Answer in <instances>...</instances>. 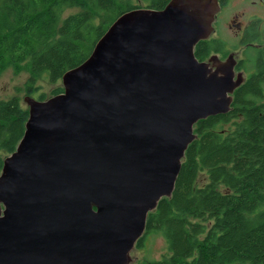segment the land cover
Masks as SVG:
<instances>
[{
	"label": "water",
	"instance_id": "95a60500",
	"mask_svg": "<svg viewBox=\"0 0 264 264\" xmlns=\"http://www.w3.org/2000/svg\"><path fill=\"white\" fill-rule=\"evenodd\" d=\"M217 0H169L119 15L63 91L26 96L0 173V264H128L148 213L174 189L194 124L226 113L244 77L194 46Z\"/></svg>",
	"mask_w": 264,
	"mask_h": 264
},
{
	"label": "trees",
	"instance_id": "16d2710c",
	"mask_svg": "<svg viewBox=\"0 0 264 264\" xmlns=\"http://www.w3.org/2000/svg\"><path fill=\"white\" fill-rule=\"evenodd\" d=\"M168 1L151 0L147 7L162 9ZM72 7L79 11L62 17ZM134 8L131 0H0V74L26 68L28 91L45 72L55 82ZM199 46L194 54L201 60ZM250 52L252 72L235 89L230 110L194 124L196 137L172 194L148 213L135 243L139 248L158 234L167 252L139 264H264V45ZM27 117L17 98L0 100V150H15Z\"/></svg>",
	"mask_w": 264,
	"mask_h": 264
},
{
	"label": "flooded vegetation",
	"instance_id": "af4514ba",
	"mask_svg": "<svg viewBox=\"0 0 264 264\" xmlns=\"http://www.w3.org/2000/svg\"><path fill=\"white\" fill-rule=\"evenodd\" d=\"M231 0H217L219 9L214 15L212 29L209 36L196 43L200 44V55L202 62L208 63L212 71L217 70L222 62L233 61L235 75L241 73L244 80L249 71L246 68L244 57H238L239 53L246 54L248 50L260 48L264 33L262 32V20L259 12L247 14L245 11L234 12L230 6ZM254 7L262 10L264 0H249ZM260 43V44H258ZM3 161L0 165V173Z\"/></svg>",
	"mask_w": 264,
	"mask_h": 264
},
{
	"label": "rangeland",
	"instance_id": "374dc122",
	"mask_svg": "<svg viewBox=\"0 0 264 264\" xmlns=\"http://www.w3.org/2000/svg\"><path fill=\"white\" fill-rule=\"evenodd\" d=\"M134 5L139 6V8H150L147 7L151 3V0H131ZM230 6L232 11L241 12L245 11L247 14L251 12H259L264 18V8L259 10L254 7L249 0H231ZM79 11L78 7L66 8L62 17L69 14H73ZM105 15L100 17V21L104 20ZM98 20V18H97ZM262 32L264 33V19L262 20ZM111 25V24H110ZM260 44V43H258ZM264 45V38L261 42ZM251 55L252 52L248 50L246 54L239 53L238 57H244L245 61L248 60L247 54ZM249 63V62H247ZM246 63V64H247ZM250 72V71H249ZM30 74L26 68L19 71H14L11 68L5 69L0 74V100H9L11 98H17L19 105L28 110V106L24 98L30 96L36 100H45L52 95L53 90L58 87H62L61 78L55 82H52L48 78V74L45 72L36 78L35 84H33V89L28 91L26 86L30 78ZM194 127V126H193ZM11 154L10 151L0 150V165L1 162ZM2 170V169H1ZM203 178L201 175L200 179ZM167 252L165 239L158 234H149L143 240V245L139 248L133 247L129 253L130 261L128 264H139L145 259H158L160 256Z\"/></svg>",
	"mask_w": 264,
	"mask_h": 264
}]
</instances>
